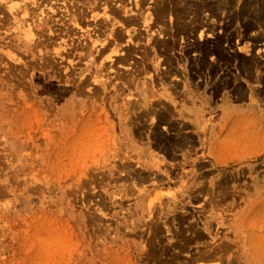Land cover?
I'll list each match as a JSON object with an SVG mask.
<instances>
[{
	"label": "rangeland",
	"instance_id": "1",
	"mask_svg": "<svg viewBox=\"0 0 264 264\" xmlns=\"http://www.w3.org/2000/svg\"><path fill=\"white\" fill-rule=\"evenodd\" d=\"M185 5L0 0V264H264V0Z\"/></svg>",
	"mask_w": 264,
	"mask_h": 264
},
{
	"label": "bare ground",
	"instance_id": "2",
	"mask_svg": "<svg viewBox=\"0 0 264 264\" xmlns=\"http://www.w3.org/2000/svg\"><path fill=\"white\" fill-rule=\"evenodd\" d=\"M188 0H180V2L181 3H187V5H185V7L187 8V9H185L184 8V10H183V12H181L180 10H182V9H179L178 10V13H179V11L181 12V13H190V11L192 12V17H193V19H191V21H190V23L187 25V24H182V26H181V28H180V31L179 32H184V33H187L188 32V29H190V31L189 32H191V33H196V32H198V34H199V37H201V34H202V32H203V30H210L211 32H212V28H203V30H200V27H202L204 24L202 23V21L199 19L200 18V16H199V14H200V12L202 11V9H204L205 7V5L203 6V3H204V0H200L199 2H193L192 1V3L190 4H188V2H187ZM215 1V0H214ZM223 1V0H222ZM244 2V1H243ZM217 3V2H216ZM227 3V2H226ZM100 4V3H99ZM102 4V3H101ZM155 4H156V2H155ZM107 5V4H106ZM106 5H104V7H106ZM135 6H136V9L138 10L139 9V7H138V5H137V2L135 3ZM242 6H244V5H242ZM97 7V6H96ZM182 7H183V5H182ZM208 7V6H207ZM261 7H262V3H261ZM216 8H221V6L220 7H216L215 6V9ZM109 9V8H108ZM171 9V8H170ZM211 9V8H210ZM209 9V10H210ZM250 9V8H249ZM254 9V8H253ZM123 10L125 11V12H127V9L125 10L124 9V7H123ZM186 10V11H185ZM213 10V9H212ZM217 10V9H216ZM92 11V10H91ZM108 11V10H107ZM154 11H155V13L156 14H160V8H155L154 9ZM247 11V10H246ZM239 12L241 13V14H246L247 12H245V9L243 8V9H240L239 10ZM139 14H141L140 12H139ZM238 14L239 13H237L236 14V16H235V18L238 16ZM92 15V18H96L97 16H98V13H97V11H95L94 12V14H91ZM102 16L104 15L105 16V19H108V22L110 23V21L112 20V18H111V16H110V14L109 13H107L106 12V9L105 10H103V12H102V14H101ZM142 16H143V26H144V30H145V34L146 35H148V36H150V32H149V30H150V23H148L147 21H149L148 19V17H149V15H151L150 13H146V15H144V14H141ZM184 15V14H183ZM73 20V22L74 23H77V21H76V18H74V19H72ZM258 20L260 21V23H262V24H264V10H261V12L259 13V16H258ZM116 23V21H114L113 23H112V27H111V29L113 30V26H114V24ZM78 24V23H77ZM152 24H153V22H152ZM121 25H123V24H121ZM206 25V24H205ZM209 26V25H208ZM207 30V31H208ZM126 31V33L128 34V33H130V31L129 30H125ZM120 32V33H119ZM119 32H115V33H113V32H110L109 33V36H112V39L115 41V38L117 39V35H120L121 34V31H119ZM24 34V33H23ZM117 37H116V36ZM129 35V34H128ZM108 36V37H109ZM111 39V40H112ZM111 43H112V41H110ZM196 44V47H195V49L196 50H198V55H197V57H196V59L194 60V63H193V65H194V67L195 66H198V67H195V69L197 70V72H200V71H202V70H204V68L207 66V64H206V62H205V58H206V56L207 55H214L215 56V58H218V59H220V60H222L223 61V63L225 64V65H230V62L228 61V59H229V57H227L224 53H221L220 51H217V47L218 46H207L204 42H202V43H195ZM172 46H173V43L171 44ZM166 46V45H165ZM216 47V48H215ZM244 47V46H243ZM166 54V53H165ZM124 55H126V54H124ZM124 57V56H123ZM252 57V56H251ZM122 58V57H121ZM167 58V62L168 63H172L175 59L173 58V57H166ZM184 58V57H183ZM123 59V58H122ZM125 59V58H124ZM242 60V64L244 65V66H241V67H243L242 69H245L244 71V75L247 77L246 78V80H248V79H250V77L251 76H253L252 75V73H250V68H252V66L254 67L255 65H256V62H255V60L253 59V58H243V59H241ZM241 64V63H240ZM210 66V65H209ZM209 67H207V69H208ZM215 68L216 67H210L209 69H210V72H213L214 70H215ZM163 116V115H162ZM249 117L247 116L246 117V119H248Z\"/></svg>",
	"mask_w": 264,
	"mask_h": 264
}]
</instances>
